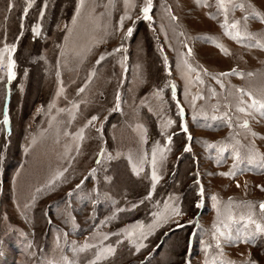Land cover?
<instances>
[{"label": "rangeland", "instance_id": "1", "mask_svg": "<svg viewBox=\"0 0 264 264\" xmlns=\"http://www.w3.org/2000/svg\"><path fill=\"white\" fill-rule=\"evenodd\" d=\"M146 3L0 0V264H264V0Z\"/></svg>", "mask_w": 264, "mask_h": 264}, {"label": "snow or ice", "instance_id": "2", "mask_svg": "<svg viewBox=\"0 0 264 264\" xmlns=\"http://www.w3.org/2000/svg\"><path fill=\"white\" fill-rule=\"evenodd\" d=\"M218 5H219V8L222 9L225 13H227V7H226V0H218ZM237 7H240L242 8L243 5H237ZM152 9V0H147V3H146V6L143 8V18L145 20H149L151 21L152 20V17L149 15L150 11ZM257 16H259V14L257 13L256 14ZM262 20H264V17H261ZM123 23V21H121V24ZM224 27L227 29V28H231V29H238L239 28V22H235L233 24H231L230 26H228L227 24L224 25ZM37 32H38V29H37ZM226 34L229 35L232 39H236V40H239V39H242L243 37L241 36V33L240 31H236L234 34L233 32L231 31H226ZM132 35V29H129L128 32H127V36H131ZM207 39H212V38H207ZM260 47L264 48V44H261L259 45ZM218 47H221V45H218ZM7 50V49H6ZM11 51H15V48L11 49ZM189 53H191V49H189ZM15 66V62L14 61H11L9 63V79H12L15 77V73L11 71V69ZM235 73V70H233V74ZM223 75H228V73H223ZM203 81H201L202 83ZM174 87V85H173ZM83 89H81L82 91ZM250 95V94H249ZM251 107L252 108H258L260 110V115L261 116H264V102H261L259 100H256V99H253L252 100V103H251ZM240 112H244L245 109L244 108H239L238 109ZM183 111V109H181V112ZM97 117H92V120H96ZM213 119H222L220 117H213ZM92 121H89V123H91ZM5 123H7V120H5ZM242 127L244 128H248L249 127V124L247 121L244 122V124L242 125ZM183 131L185 133L188 132V128L187 126L185 125L184 128H183ZM253 135H255V133H253ZM83 137H81L82 139ZM188 139L191 140V136L189 135L188 136ZM169 143H171V138H169ZM210 148H215L216 145H209ZM185 151H191V147L188 146L185 148ZM220 151L221 152H225L227 151L226 147H221L220 148ZM155 155V154H154ZM235 158L237 161L240 160V154L239 152H237L235 154ZM249 162H252V160L255 159L254 156H249ZM153 164H155V159H153ZM260 168L264 169V157H261L260 158V163L258 165ZM235 167V165H234ZM62 175V174H61ZM220 175H224V176H229V177H234L236 175L235 172H228V173H221ZM152 179L153 181H156L158 182L159 181V176H157V174L155 173V171H153L152 173ZM239 187V185H237ZM77 187H79V185H77ZM262 190H264V186H262ZM201 195H203V188H201ZM69 195H71V193H69ZM213 200H216V197L213 196L212 197ZM197 208H201L203 207V204L202 203H198L196 205ZM259 208L261 209L262 212H264V202L260 203L259 205ZM173 211V214L174 215H181V211L179 208H174L172 209ZM241 219H245L244 217H241ZM189 223H193L192 221H190ZM247 223L250 224V225H255V232L257 233H264V226H261V224L257 223L254 219L251 218V216L247 217ZM181 227H183V225H181ZM220 235H223V233H220ZM105 239H107V237H105ZM247 242V241H245ZM89 246L88 245H85L84 248L87 249ZM140 247H146V245H143V244H140L139 247L137 248V250H139ZM216 247L217 248H220V243L217 242L216 244ZM83 250V249H82ZM115 254V248L111 247V246H108V247H105L103 248L99 255L96 256V259L94 261H91L90 264H96L97 261L101 260V259H107L109 256H112ZM186 264H191L190 260H188L186 258ZM226 264H234V262L232 261H227Z\"/></svg>", "mask_w": 264, "mask_h": 264}]
</instances>
